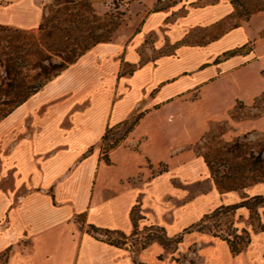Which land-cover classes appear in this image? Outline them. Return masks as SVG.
<instances>
[{
	"label": "crops",
	"instance_id": "crops-1",
	"mask_svg": "<svg viewBox=\"0 0 264 264\" xmlns=\"http://www.w3.org/2000/svg\"><path fill=\"white\" fill-rule=\"evenodd\" d=\"M7 1L0 5V23L37 25L35 0ZM195 1L148 11L127 40L93 45L0 121V252L13 249L3 264H53V258L55 264H92L98 258L92 249L101 242L72 217L84 214L86 224L128 231L136 196L149 191L139 186L148 175L152 195L171 187V179H211L192 146L213 124L227 127L225 140L264 133V111L255 105L264 92V10L212 39L177 44L173 53L140 61L138 49L157 26L176 44L189 29L232 11L227 0ZM180 7L185 13L165 22ZM246 44L244 51L223 55ZM123 65L133 68L122 71ZM137 114L104 161L105 128ZM159 164L164 168L152 175ZM207 194L238 204L264 196V181L240 191L212 186ZM254 208L264 226V201ZM248 209L238 205L234 211ZM257 233L264 236V228Z\"/></svg>",
	"mask_w": 264,
	"mask_h": 264
},
{
	"label": "rangeland",
	"instance_id": "rangeland-1",
	"mask_svg": "<svg viewBox=\"0 0 264 264\" xmlns=\"http://www.w3.org/2000/svg\"><path fill=\"white\" fill-rule=\"evenodd\" d=\"M213 1L196 0L193 5ZM7 3V0H0V5ZM35 3L41 8V13L39 22L34 27L0 23V101L18 97L26 90V86L39 79L35 75L38 69L34 66L37 59L34 54L25 55V65L19 70L20 77H23L20 88L6 87L4 83L7 80L4 78L1 64L7 55L19 51L20 46L30 48L32 40L28 33L37 32L43 17L49 24L71 28L59 33L63 50H66L75 47L88 31L94 34L109 29L108 38L104 42L127 40L140 27L148 11L170 9L175 6L177 0H35ZM184 13L185 10L181 7L171 10L165 22ZM239 21L241 19L232 9L229 18L207 27L191 28L176 44L167 41L164 29L159 25L145 36L138 49L140 61L173 53L177 44L201 43L212 39ZM255 23L251 26L254 27ZM248 47L249 44H246L242 50ZM41 52L49 53L44 48H41ZM50 58L53 61L58 60L55 55ZM132 68L131 65H123L122 71H130ZM255 105L264 111V92L255 100ZM9 107V102L0 104L1 112ZM122 129L123 127L116 130L112 136L120 135ZM226 129L224 124H213L209 131L193 144L192 150L201 158H206L214 177L218 179L222 175L228 176L234 181L232 187L240 191L264 176V133H247L225 140L221 134ZM163 168L164 165L159 164L151 174ZM170 183L171 187L166 185L158 195L149 193V175L143 183H139L141 188L149 191L136 196L134 208L129 216L131 228L121 231L124 237L114 233L115 229L100 230L91 234L86 231L84 214L72 217L77 226H82L81 231L84 230L90 237L101 242L92 249L98 257L92 264H264V236H257L258 225L263 223V219L260 211L254 208L256 200H248L246 206H249V209L242 213L230 208L217 211L222 203L207 193L212 186L217 192L223 191L224 188L217 185L213 177H198L194 180L171 179ZM204 214L207 216L203 217ZM184 228H188V231L183 232ZM241 228L248 232L250 242L241 252L231 254L223 238L241 234ZM179 233L182 236L178 242L172 239L164 240V236L171 238ZM103 240H117V243L108 244ZM21 243L29 245L25 241ZM18 245L20 246V243ZM41 250L50 251V248ZM12 251L11 247H6L0 252V264L6 261ZM52 262L55 264L56 260L53 258Z\"/></svg>",
	"mask_w": 264,
	"mask_h": 264
},
{
	"label": "trees",
	"instance_id": "trees-1",
	"mask_svg": "<svg viewBox=\"0 0 264 264\" xmlns=\"http://www.w3.org/2000/svg\"><path fill=\"white\" fill-rule=\"evenodd\" d=\"M231 6V8L235 11L236 15L241 20H247L248 17L257 11L264 10V0H227ZM155 10V9H153ZM237 23L233 24L232 26L236 25ZM66 29V30H65ZM71 28H63L58 27L53 24H49L47 19L43 17L41 23L37 27L36 33H28L29 38H31V43L29 45L30 48L21 47L19 51L13 52L12 55H7L2 61V71L4 74V78H6V82L4 83L6 87L11 88H20L21 84V78L19 75V70L21 67H24L25 65V58L27 54L31 53L34 54L37 58L34 66L37 67L36 77H39V79L36 82H33L26 86V90L24 92L20 93L18 97L11 98L10 100L4 101L1 100L0 104H6L10 103V107L6 109L5 111L1 112L0 108V120L4 118L7 114H9L15 107L20 105L22 102H24L31 94L35 93L38 89H40L43 84H45L48 80L52 79L56 75H58L62 70H64L69 64L73 63L80 55H82L86 50H88L90 47L95 45L99 42H104L108 38V32L109 29H105L103 32L98 33H92L91 31H88L86 35L79 39L78 44L75 47H71L69 49L63 50V44L60 42L59 33L63 32V30L67 31ZM245 45L240 46L239 48L224 52L223 55H230L237 51H242ZM44 48L49 53L43 54L41 52V48ZM55 55L58 57L57 61L51 60L50 56ZM2 83V80H0V84ZM138 119V114L135 116H132L128 119L122 120L120 122H117L109 127H106L103 134L100 137V154L101 158L104 161H107L106 154L107 151L117 145L127 134V132L132 128V126L135 124V122ZM123 127L122 132L120 135H117L115 137L112 136L116 130ZM111 134V136H109ZM108 142H105V141ZM90 148L86 150V152H89ZM86 154V153H85ZM257 159V158H256ZM203 161L207 165L209 169L210 176L214 178V181L217 185L224 188V190L229 189H235L232 186V183L234 181L228 177L222 175L218 179L213 176L211 172V166L206 160L205 157H203ZM260 162V161H259ZM255 181H264V176H262L261 180H255ZM251 200H256L255 204L262 203L264 201V196H254ZM248 200H242L238 204H231V205H224L223 207L220 205L217 208V211H221V209H232L234 210L235 207L238 205H245ZM249 208V206H246ZM134 208V206L132 207ZM131 208V211H132ZM130 211V213H131ZM227 211V210H226ZM207 215L204 214L203 217H206ZM132 221V218H131ZM134 226V224H133ZM264 228L263 224L258 225V229L262 230ZM188 228H184L183 232L186 231ZM103 230L107 231L105 228H100L97 226H94L93 224H86V231L95 234L96 232ZM188 231V230H187ZM114 233L118 234L120 237H124L123 233L119 230H113ZM241 234H237L233 236L232 238L224 237L223 240H225L228 251L231 254H236L243 250L247 244L249 243V235L248 232L241 228L240 229ZM182 234H176L171 238H167L164 236V240H170L174 242H178L181 238ZM117 239V238H116ZM107 242L108 244L116 245V241H108L103 240ZM121 242V241H120Z\"/></svg>",
	"mask_w": 264,
	"mask_h": 264
}]
</instances>
